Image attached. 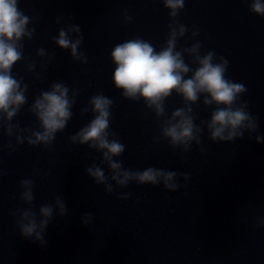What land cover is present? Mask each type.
Listing matches in <instances>:
<instances>
[{
	"label": "water",
	"instance_id": "1",
	"mask_svg": "<svg viewBox=\"0 0 264 264\" xmlns=\"http://www.w3.org/2000/svg\"><path fill=\"white\" fill-rule=\"evenodd\" d=\"M23 2L59 81L69 87L70 95L79 90L73 109L82 126L93 113L81 115L80 109L90 107L89 98L102 93L114 101L109 130L125 145L122 155L114 157L123 168L142 171L151 166L189 175L188 180L178 179L182 186L174 192L135 181L117 186L130 194L125 202L158 262L264 264V225L257 226L264 219V16L249 10L251 0H185L179 11L177 20L189 30L177 49L199 41L201 54L213 51L227 59L226 77L245 85L240 100L248 102L247 111L258 117L259 124L251 136L245 131L232 142H213L205 130L201 144L193 142L186 153L158 138L154 114L142 100L122 97L111 78L115 65L109 53L116 44L135 37L150 41L157 50L164 44L171 21L162 0ZM124 15L132 20L124 23ZM68 23L80 26L83 41L78 50L87 57L86 63L73 60L52 40ZM192 25L199 29L195 37ZM184 59L190 60L187 55ZM201 101L192 105L196 124L208 120L214 108ZM165 105L168 115L183 106L175 93ZM256 135L262 142H256Z\"/></svg>",
	"mask_w": 264,
	"mask_h": 264
},
{
	"label": "clouds",
	"instance_id": "2",
	"mask_svg": "<svg viewBox=\"0 0 264 264\" xmlns=\"http://www.w3.org/2000/svg\"><path fill=\"white\" fill-rule=\"evenodd\" d=\"M185 0H162L167 8L170 23L168 35L159 50L148 40L135 37L116 44L109 53L115 65L112 71V82L115 88L121 90L122 97L132 101H143L145 108L154 114L159 121V137L167 141L173 148L181 152L191 150L192 143L201 144V134L205 130L213 142H232L242 138L245 131L251 136L259 127L258 117L247 111L248 102L240 100V96L247 91L245 85L233 82L226 77L229 61L218 56L213 51L201 54V43L195 41L190 46L177 49L178 40L189 30L177 20L179 11L184 7ZM19 0H0V129L4 135L13 137L7 147L15 150L16 146L27 143L32 146L43 145L49 147L58 132H62L72 118V107L79 95L78 89L69 94V87L64 82H54L46 91L35 95L28 106L37 122L38 130L20 127L12 123L21 108L27 103L25 95L28 85L22 79L12 74V67L23 59V39H31L35 29L28 27L31 23L18 6ZM249 10L258 16H264V0H251ZM124 23L132 20L124 15ZM56 22H60L57 17ZM191 35L199 34L196 25H192ZM54 43L61 49H67L73 60L87 62V57L79 51L83 36L80 26L68 23L61 27L57 35L52 37ZM37 56L44 58L48 53L43 48L37 49ZM187 55L190 60L186 62ZM49 60L51 57H48ZM47 61H44L46 63ZM190 64H195L193 68ZM35 63L27 64L31 72ZM190 73V75H189ZM38 78V75H37ZM173 93L182 101V107L175 108L170 115L166 113L165 101ZM202 98V101H201ZM201 101L203 105H214L208 120L194 123L197 114L193 111V104ZM90 107L80 109L84 115L93 113L92 119L68 136L73 144L85 145L100 153V163H93L84 168V172L97 185H104L107 193L114 191L109 181L118 187L127 186L130 181L137 184L162 185L169 191H177L182 185L178 179L188 180L187 173L147 167L142 171H133L122 167L119 157L125 151V145L116 138V133L110 131L111 109L114 101L97 93L88 100ZM203 125V127H201ZM111 137V139H110ZM158 138H154L158 139ZM257 143L262 142L260 135L255 136ZM202 151V149H200ZM106 164V174L101 165ZM22 189L19 199L27 208H17L11 215L17 217L16 225L20 235L31 238L41 245H46L44 233L54 215L65 216L67 205L60 196H55L52 203L41 204L38 211H33L34 182L31 179L19 181ZM129 193L119 194V199H127ZM92 213L86 212L81 222L88 225ZM264 225V219L257 221V226Z\"/></svg>",
	"mask_w": 264,
	"mask_h": 264
}]
</instances>
